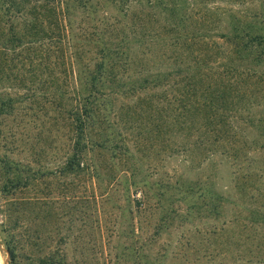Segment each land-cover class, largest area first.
Instances as JSON below:
<instances>
[{
	"label": "trees",
	"instance_id": "1",
	"mask_svg": "<svg viewBox=\"0 0 264 264\" xmlns=\"http://www.w3.org/2000/svg\"><path fill=\"white\" fill-rule=\"evenodd\" d=\"M0 196L7 264H264V0H0Z\"/></svg>",
	"mask_w": 264,
	"mask_h": 264
},
{
	"label": "rangeland",
	"instance_id": "2",
	"mask_svg": "<svg viewBox=\"0 0 264 264\" xmlns=\"http://www.w3.org/2000/svg\"><path fill=\"white\" fill-rule=\"evenodd\" d=\"M12 123L10 122L9 123V125H11ZM249 130H250V128H249ZM252 134V136H254V134L253 133H251ZM254 152V151H253ZM253 152H250V154L252 155H254V153ZM259 155H262L263 153H262V151H259V153H258ZM53 158V155H50L49 156V158L48 159H52ZM218 175V174H217ZM221 175H223V176H225L224 178H221V183H222V185L223 184H228L229 183V178H227V177H229V172L226 170V168L224 167V168H222V174ZM230 175H231V173H230ZM89 178V177H88ZM86 179V178H84L83 180H84V183L82 182L81 183V185L77 188V194L75 195L74 193H73V195L74 196H85V195H90V194H92V182H91V180L90 179ZM220 179V178H219ZM224 179V180H223ZM69 194H70V196H69ZM68 194V196L67 197H65V195H63V196H61L62 197V199H67V198H69V197H71L72 196V193H69ZM59 195H61V193L59 194ZM22 196H32V194H28V193H26V194H22ZM39 196H41V194L39 195ZM60 197V198H61ZM1 200H2V198H1V196H0V202H1ZM229 213H230V211H229ZM1 218H2V216H0ZM115 215H114V217H112V219L113 220H115ZM3 219V218H2ZM104 219V218H103ZM106 220H108L107 218H106ZM197 221V220H196ZM203 221H200L199 222V227L200 228H202V229H204V228H206V225H205V223L203 222ZM190 226V225H189ZM188 226V227H189ZM190 232H192V231H190ZM181 235V232L180 231H178V232H175V233H173L172 234V237H174V238H177V237H179ZM189 235H191L190 233H189ZM172 237H170V236H168V234L167 235H165V239H170V238H172ZM98 238L100 239V236L98 235ZM200 238H196L195 240L197 241V240H199ZM197 243L200 245V241H197ZM78 256H80V255H78ZM7 260H8V255H7V253H6V251L4 250V249H2V248H0V264H7Z\"/></svg>",
	"mask_w": 264,
	"mask_h": 264
},
{
	"label": "water",
	"instance_id": "3",
	"mask_svg": "<svg viewBox=\"0 0 264 264\" xmlns=\"http://www.w3.org/2000/svg\"><path fill=\"white\" fill-rule=\"evenodd\" d=\"M8 259H9V256H8ZM7 262H8V260H7Z\"/></svg>",
	"mask_w": 264,
	"mask_h": 264
}]
</instances>
